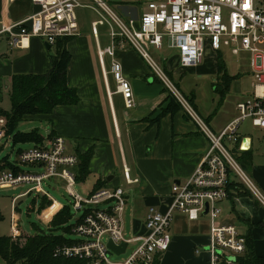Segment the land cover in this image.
Returning a JSON list of instances; mask_svg holds the SVG:
<instances>
[{"label":"built area","instance_id":"built-area-1","mask_svg":"<svg viewBox=\"0 0 264 264\" xmlns=\"http://www.w3.org/2000/svg\"><path fill=\"white\" fill-rule=\"evenodd\" d=\"M90 1L91 4L84 5L80 0H34L38 10L21 22L4 25L0 36L6 34L13 47H28L32 37L53 45L60 38L79 36L76 7H91L99 15V20L93 22L94 35L98 37L100 25L110 28L112 45L107 53L113 55L111 73L125 107H134L136 97L115 52L130 45L149 63L154 75L198 125L210 145L195 171L184 182L173 183L169 210L162 212L151 207L145 223L146 233L133 239H127L124 234L123 218L128 197L122 186H104L87 197L76 192L75 168L79 158L69 151L67 138L55 135L21 148L15 160L17 170L0 171V188H28L12 199L11 238L23 235L20 229L24 223L17 214L21 198L37 192L38 196L51 201L39 212L41 221L47 225L53 219L54 211L61 209L59 201L50 192L49 182L55 180L53 190L60 182L64 183L73 199L72 208L78 213V217L73 216L71 227L77 242L57 247L56 256L79 258L88 264H152L156 254L170 249L172 237L169 230L174 212L180 211L190 220H197L208 207L207 215L212 223L209 264H234L247 251V237L238 226L219 223L221 204L231 195L229 184L233 181L242 184L264 206V193L230 148L233 144L242 153L251 149L248 137L240 133L245 120L251 119L254 126L264 129V6H258L257 0H126L117 5L106 0ZM126 3L135 7L126 12ZM120 9L125 13H120ZM225 9L229 12L227 19ZM206 44L214 51L228 46L235 54L240 51L254 53L250 64L255 80L253 92L237 102L240 115L219 132L210 127L152 54L153 50H163L166 45L178 52L181 66L188 68L203 61ZM104 53L100 51L103 67ZM109 93L112 95L113 92ZM8 125V118L0 112V147L11 143ZM123 173L128 184L140 181L131 176L126 163ZM109 240L117 245L126 242L127 251L133 241L139 244L126 258L114 259L112 255L115 253L107 247Z\"/></svg>","mask_w":264,"mask_h":264},{"label":"crops","instance_id":"crops-1","mask_svg":"<svg viewBox=\"0 0 264 264\" xmlns=\"http://www.w3.org/2000/svg\"><path fill=\"white\" fill-rule=\"evenodd\" d=\"M124 6L126 12L135 7L130 3ZM37 10L34 0H0V30L4 25L25 20ZM124 10L120 9L119 12L125 13ZM0 40L6 43L0 44L1 104L6 97L10 99L13 76L47 73L52 67L51 54L54 51L39 37H32L26 48L11 46L6 34L1 35ZM110 42L103 49L99 31L98 37L93 33L92 37L80 34L73 38L69 42L72 59L68 67V83L79 89L81 102L57 106L47 114L28 115L24 120L46 121L51 127L48 138L54 135L67 138L69 151L77 154L78 165L82 170L79 171L77 165L83 175L78 183H87L89 186L87 195L104 186H122L125 189L128 203L123 229L125 237L133 239L146 233L145 223L151 207L162 212L169 210L173 200V183L184 182L195 171L210 142L178 102L173 105L175 109L164 112L167 102L172 98L169 90L130 45L125 50L117 49L115 52L116 58L123 64L125 76L133 85L136 97L135 106L126 108L122 94L116 92V88L112 89L111 77L115 84L116 81L111 73L113 55L107 53L112 40ZM100 51L105 52L104 67L100 63ZM206 54L199 65L184 68L180 64L178 52L172 50V55L164 59V68L180 90L178 79L184 75L197 73L199 76L217 78L214 90L218 95L225 94V97L214 99L211 111L203 118L218 132L240 113L236 106L231 116H219L230 86L225 79L226 68L223 71L219 69V54L212 48ZM106 55L110 56L109 68ZM109 91L113 92L112 95ZM183 94L199 112L196 94ZM240 133L248 137L251 149L246 151L248 153H242L233 144L230 148L238 160L242 155L246 156L245 169L247 171L248 168L247 173L264 193V158L260 154L258 158L254 153L253 136L243 134L241 130ZM13 162L14 167L9 165L11 162L8 159L4 160L0 164V171L7 170L6 167L15 170V160ZM124 163L130 168L131 176L140 179L138 183L126 182ZM59 203L61 208L65 206ZM221 209L219 223L238 226L241 233L251 236L255 252L264 256V206L245 189H232L230 197L222 202ZM59 211H54L53 217ZM211 229V219L207 214H202L197 220H190L186 214L175 211L169 230L172 237L170 249L156 254L155 260L158 264H209ZM138 244V241L130 243L133 245L132 252Z\"/></svg>","mask_w":264,"mask_h":264},{"label":"rangeland","instance_id":"rangeland-1","mask_svg":"<svg viewBox=\"0 0 264 264\" xmlns=\"http://www.w3.org/2000/svg\"><path fill=\"white\" fill-rule=\"evenodd\" d=\"M80 1L84 5L85 3H87L86 5H89L90 3H92L90 0H80ZM106 1L111 4L117 5L119 3L125 2L126 0H106ZM257 3H258V6L260 7L264 6V0H257ZM76 14H77V22L79 25L80 34L84 36L92 37L93 36V32H92L93 22L99 20V15L91 7H88V6L76 7ZM228 14L229 12L225 9L224 15L226 19L228 17ZM98 31L100 35V40L102 42V48L106 49L107 46H109L111 43L109 26L100 25L98 26ZM76 37L77 36L71 37L68 40V44H67L68 49H69V42H71V40H73V38H76ZM0 42H1L0 44L6 45L4 40H0ZM209 48H211L210 45L206 44L204 57L205 55H207L206 52ZM173 52L176 53V50H173ZM216 52L220 55L223 63L225 64L226 73L228 72L229 76L232 78V81L230 83V91L227 94L226 98L224 99L223 106L220 107L222 114H220L219 116L220 117L223 116L224 118H226L228 116H231L232 113L235 111L237 102L239 100L245 97H248L253 92V86H254L255 80L252 75L250 64H251L254 53H252L251 51H240V53L235 54L232 48L228 46H222L221 50L216 51ZM152 54H153L154 60L159 64V66L164 68V63H165L164 59L172 55V50L168 49V47L165 45L163 50H153ZM105 59H106L107 67L109 68L110 56L106 55ZM178 80H179L181 90L186 95H191L193 92L196 94V103L198 104L199 112L201 113L203 117H205V114L211 111L213 102L215 101L214 99L219 98V100H221L222 98V95L221 94L218 95V92L214 90L215 89L214 85L216 84V81H217V78L214 76L204 77V76H199L197 73H195L194 75H184ZM67 81H68V68H67ZM111 83H112V89L116 88V92H117V84H115L112 77H111ZM69 86L74 87L71 85ZM74 88H77V87H74ZM78 94H79V89H78ZM174 103L175 102L172 99H169L165 108L170 107L168 108V110L175 108V106L173 105H175L176 103L175 104ZM0 109L6 112L11 111V103L8 97H6L5 101L0 104ZM36 129L40 130V133L43 137L48 138L49 136L48 130L51 129V127L49 123L46 121H38L34 119L22 120L21 122L18 123V126H17V130L21 132H30ZM240 130L243 134L249 133L250 135L253 136L254 153L258 155V158H259V154L262 158H264V129H262L261 127L254 126L252 124V120L247 119L242 123V127ZM10 139H11V143L9 145H6L3 148V150L0 151V164L7 157H8L9 162L14 164L13 161L16 160V156H17L19 149L30 147V143L18 142L17 144H14L13 137H10ZM23 167L28 168V166H23ZM6 169L7 170H2V171L10 172L9 168L6 167ZM247 171H248V168H247ZM88 182L91 183L90 180ZM54 183H56L55 180L49 182L51 186L50 192L53 195V197L63 204H71L73 199L67 193L66 185L60 182L57 186L58 187L57 190H53ZM27 189L28 188L26 186H18L15 188L10 187V188H3V189L0 188V235L8 236L11 238L12 236V232H11L12 199L18 194H22L23 192H25ZM88 189H89V186L87 185V183L79 184L77 182L75 186L76 192H78L83 197L88 196L87 195V193L89 192ZM37 196H38L37 192H32L31 195L25 196L18 201L17 214L19 215V218L21 219V221L24 223V225L20 229V232L23 235H21L20 237H12L13 238V239L11 238L12 241L17 242V243H22L24 245V243H26L27 241V237H29L27 235H34L39 230H44V231L49 230V226H48L49 224L47 225L45 224V222H42L41 216L39 215V207H40L41 201L37 200L35 206L33 204ZM62 209L63 208H61L60 210ZM49 212H51V210H49ZM71 215L78 217V213L73 208L71 211ZM20 232L18 233L20 234ZM65 235L74 240L77 239V236L74 235L72 232L65 234ZM132 249H133V245H130L127 253L120 255V256L113 254L112 257L114 259H124L130 254V252H132L131 251ZM0 264H7V263L0 257Z\"/></svg>","mask_w":264,"mask_h":264},{"label":"trees","instance_id":"trees-1","mask_svg":"<svg viewBox=\"0 0 264 264\" xmlns=\"http://www.w3.org/2000/svg\"><path fill=\"white\" fill-rule=\"evenodd\" d=\"M69 39L68 37L60 38L52 45V49H54L51 54L52 67L47 73L17 74L13 76L10 90L11 111L6 112L0 109V112L8 118V135L13 137L14 144L18 142L41 143L44 140L38 129L30 132L17 130L18 123L24 120L26 116L51 113L59 105H75L80 102L78 89L70 87L67 81V68L72 58L67 46ZM224 68L225 64L220 57L219 69L223 71ZM227 77L230 76L225 73V79L226 81L228 80L230 86L232 78L230 77L229 79ZM224 95L222 94V98L225 97ZM171 97L177 104L176 99L172 95ZM168 108L170 107H166L164 112L175 109L168 110ZM2 149L0 148V151ZM87 155L91 156L90 153ZM245 159V155L239 158L244 168L246 167ZM9 165L14 167L12 163ZM79 171L77 167L75 169L77 182L83 179V175ZM229 189H245L250 194L242 184L234 181L229 184ZM37 200L41 201L39 212L51 204L47 197L37 196L33 203L34 206ZM71 211L72 205L65 204L63 209L49 223V230H39L34 235H27L29 237H27L24 245L12 241L8 236L0 235V257L7 264H88V261L83 259L55 255L57 247L72 245L78 240L65 235L71 232V227L74 223ZM246 237L247 251L243 256L238 257L234 263L264 264V256H259L255 252L251 236L247 235ZM152 264H158L157 259Z\"/></svg>","mask_w":264,"mask_h":264},{"label":"water","instance_id":"water-1","mask_svg":"<svg viewBox=\"0 0 264 264\" xmlns=\"http://www.w3.org/2000/svg\"><path fill=\"white\" fill-rule=\"evenodd\" d=\"M48 46H49V48L51 47L50 44H48ZM207 213H208V207L206 208V210L204 211L203 214H207ZM107 247L113 253H115L116 255L120 256V255H123V254H125L127 252L128 244L126 242H122L121 244L117 245L112 240H109V242L107 243Z\"/></svg>","mask_w":264,"mask_h":264}]
</instances>
